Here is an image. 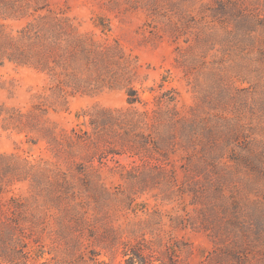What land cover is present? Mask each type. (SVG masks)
<instances>
[{"label":"trees","instance_id":"1","mask_svg":"<svg viewBox=\"0 0 264 264\" xmlns=\"http://www.w3.org/2000/svg\"><path fill=\"white\" fill-rule=\"evenodd\" d=\"M105 8L109 11H143L146 15L143 30L153 37L167 36L172 41L177 54L175 64L182 69L196 93L194 105L182 109L177 105V97L163 100L162 96H157L156 108H137L139 103L148 104L142 95L146 87L140 90L134 85L139 59L127 52L120 40L113 36L112 17L96 13L91 18L93 29L85 30L83 21L72 15L68 4L53 6L49 0H0V18L26 21L16 31L8 22L0 21V65L11 62L33 67L51 79L53 84L49 90L52 92L47 93V98L43 95L41 98L45 99L41 102L33 104L31 111L34 115L37 111L49 112L50 108H67L69 97L78 93L125 89L130 107L126 110L103 109L102 121H95L103 128L102 133L88 139L97 142L107 136L106 144L110 132L117 133L118 140L114 144L118 151L106 149L107 154L102 158L110 153L134 157L131 169L122 174L129 182L127 189L131 190L126 196H132L135 202L129 203L128 208L135 212L148 211V207H143V200L137 201V196L154 189H160L164 195L175 193L183 201L188 199L184 205L194 206L196 214L191 215L188 209H182V213L177 208L176 213L170 215L172 229L210 232L221 255L227 257L228 254L238 260L245 251L256 250L260 256L257 264H264V246H259L263 241V229L258 233L259 245H251L252 237L241 232L242 235L234 239L237 253L227 252V178L233 176L227 167L232 163L245 164L256 172L254 163H259L251 157L255 131L249 129L256 125L251 119H245L247 115L252 119L261 117L256 114L258 111L262 115L264 108V94L252 99L257 93L255 90H245V98H241L244 90L239 89L236 100L233 99L227 78L234 67V76H244L247 82L250 78L245 75L251 72L258 74L255 83L263 80L264 0H107ZM228 100L235 101L233 111H230ZM163 104H166L165 108ZM18 110L0 103V115L8 122L16 118L20 113ZM85 116L87 121L99 118L95 113L90 118L89 114ZM29 144L33 148L37 141L30 140ZM69 153L74 156L71 149ZM12 157L15 156L0 153V195L11 184V180L5 181V174L19 170L17 164H2L6 158ZM85 159L87 157L82 155L83 161L79 165L89 168ZM81 174L90 182L84 188L85 192L81 191L83 188L79 191L88 192V200L99 202L102 193L108 190L102 176L96 175L97 179L93 181L86 169L81 170ZM45 175L36 176L35 193L42 187L40 181ZM25 179L19 177L16 180ZM59 182L51 185L63 194L62 197L75 191L71 182ZM1 202L0 215L4 206ZM25 203L21 205L13 201L9 207L22 210ZM162 213L158 216H164ZM152 224L156 223L153 221ZM4 236L7 241L14 239L10 233ZM238 240L242 242L240 246ZM153 253L154 248L145 242H128L123 249L124 262L154 264L155 261L150 262ZM254 256L247 252L248 260L241 261V264L250 262Z\"/></svg>","mask_w":264,"mask_h":264},{"label":"rangeland","instance_id":"2","mask_svg":"<svg viewBox=\"0 0 264 264\" xmlns=\"http://www.w3.org/2000/svg\"><path fill=\"white\" fill-rule=\"evenodd\" d=\"M49 1L53 6L68 4L72 15L83 21L85 30L93 29L91 18L96 13L102 12L112 17L113 36L120 40L127 52L139 59L134 85L140 90L146 87L142 95L148 104L144 106L139 103L137 108H156L157 96H162L163 100L177 97V105L182 109H188L197 102L192 86L185 79L182 69L175 64L177 54L172 41L167 36L153 37L143 30L145 12L109 11L105 8L107 0ZM2 18L0 21L8 22L15 31L26 23L25 20ZM232 71L227 82L233 99L236 100L239 89L244 90L241 98H245L246 91L253 90L257 92L252 96L253 100L263 96L264 77L261 82L255 83L258 74L251 72L245 75L250 78L247 82L244 76H234L236 68L233 67ZM163 77H166L165 81ZM52 84L45 73L33 67L11 62L0 65V103L15 107L23 114L20 117L17 112L16 118L9 120L10 123L0 115V153L15 156L6 158L2 164H17L19 167L16 173L8 171L5 174V181L11 180V184L0 195L4 204L0 215V237H3V241H0V264H125L123 249L128 242L151 245L154 256L150 257V262L155 261L154 264H241V261L247 262V252L257 257L244 264H257L259 251H245V255L238 256L239 261L233 260L228 254L225 257L218 253L219 248L210 232L192 228L172 229L170 215L176 213L177 208L182 213V209H188L191 215L196 214L194 206L184 205L188 199L183 201L175 193L164 195L160 189H154L141 197L137 196V201L143 200V207H148V211L135 212L128 208L129 203L135 202L132 196H126L131 194V190L127 189L129 182L122 174L131 169L134 157L110 153L102 158L107 150L118 151L114 144L118 140L117 133L110 132L106 144L107 136L97 142L88 139L97 136L98 132L102 133L103 128L98 123L105 114L103 109L126 110L130 107L125 89L108 88L94 94L78 93L69 97L67 108H50L49 112L37 111V115H34L31 111L33 104L47 98V93L51 94L52 90L49 89ZM43 95L45 98L42 99ZM227 103L230 111H233L235 101L228 100ZM94 113L99 118L87 121L85 114H89L90 118ZM256 116L261 117L252 119L247 115L245 119H251V123L256 125L249 128L255 131L253 155L250 156L259 163H254L256 172L245 164L232 163L227 167L233 174L227 178L228 253H237L234 239L241 236V232L252 237L254 242H248L257 246L258 233L264 230V108L262 115L257 111ZM30 140L37 141L35 147L31 148ZM70 149L74 156L70 155ZM82 155L87 157L85 160L88 162H85L89 168L79 165L83 161ZM85 169L89 172L88 177L91 175L94 178L93 181L97 179L96 175L102 176L108 189L102 193L99 202L88 200V192L84 193V188L90 182L81 174V170ZM44 173L46 175L40 181L42 187L37 188L38 193H35L33 184L38 179L36 176ZM19 177L26 179L16 180ZM61 180L71 182L75 187L68 197H62L63 194L51 185ZM13 201L21 205L25 203V207L22 210L11 209L9 204ZM161 211L164 214L162 217L158 216ZM7 233L13 236L12 241L5 238ZM261 236L263 241L259 246L263 247V231ZM238 241L240 246L242 242Z\"/></svg>","mask_w":264,"mask_h":264}]
</instances>
